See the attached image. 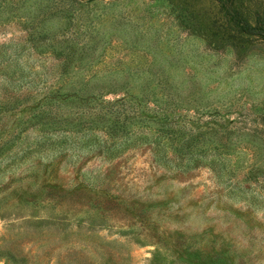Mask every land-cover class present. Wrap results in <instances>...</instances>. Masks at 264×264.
Segmentation results:
<instances>
[{
  "label": "rangeland",
  "instance_id": "obj_1",
  "mask_svg": "<svg viewBox=\"0 0 264 264\" xmlns=\"http://www.w3.org/2000/svg\"><path fill=\"white\" fill-rule=\"evenodd\" d=\"M264 0H0V264H264Z\"/></svg>",
  "mask_w": 264,
  "mask_h": 264
},
{
  "label": "trees",
  "instance_id": "obj_2",
  "mask_svg": "<svg viewBox=\"0 0 264 264\" xmlns=\"http://www.w3.org/2000/svg\"><path fill=\"white\" fill-rule=\"evenodd\" d=\"M232 19L237 23L240 32L248 35H256L264 38V18L258 24L250 25L243 19H237L234 13L231 14Z\"/></svg>",
  "mask_w": 264,
  "mask_h": 264
}]
</instances>
